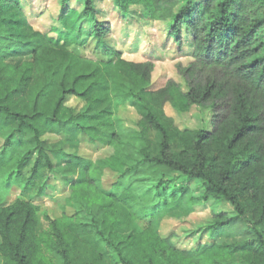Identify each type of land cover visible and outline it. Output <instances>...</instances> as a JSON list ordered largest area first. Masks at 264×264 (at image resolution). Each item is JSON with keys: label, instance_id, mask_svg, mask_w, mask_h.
<instances>
[{"label": "trees", "instance_id": "1", "mask_svg": "<svg viewBox=\"0 0 264 264\" xmlns=\"http://www.w3.org/2000/svg\"><path fill=\"white\" fill-rule=\"evenodd\" d=\"M70 1L60 0L65 29L54 39L20 37L5 16L24 14L26 1L0 0V264H264V0H109L123 17L164 22L188 49L191 61L177 65L186 90L173 79L153 89V62L127 60L107 41L96 8L105 0H74L80 10ZM73 35L94 39L101 55L86 57ZM166 103L209 107L212 129L179 127ZM125 104L135 126L117 115ZM82 142L111 151L92 160ZM105 167L115 172L107 187ZM47 194L61 211L40 222L35 199ZM208 201L232 211H214L194 248L160 234L163 217Z\"/></svg>", "mask_w": 264, "mask_h": 264}, {"label": "rangeland", "instance_id": "2", "mask_svg": "<svg viewBox=\"0 0 264 264\" xmlns=\"http://www.w3.org/2000/svg\"><path fill=\"white\" fill-rule=\"evenodd\" d=\"M26 8L24 14H18L16 12H8L6 19L16 20L18 26V32L20 37L24 38L29 32L33 30L40 31L46 34L48 37L58 39L65 29V26L59 22V6L60 0H25ZM69 5L75 9L80 10L82 4L80 1H70ZM98 13V19L107 22L109 32L107 34V41L116 49L122 51L123 58L135 61L143 62L150 60L154 64V68L151 73V86L153 89L162 87L169 79H173L178 82L182 89L186 90V82L183 76L177 71V65L187 66L191 61L190 53L186 47L183 50H178L177 45L173 42V39L167 38L165 33V23L160 21L140 22L136 16L123 17L117 9L113 8L112 2L105 0L96 4ZM126 33H128L126 36ZM71 38L77 39L82 44L81 52L86 57L96 58L101 55V52L96 48V42L94 39L85 40L80 37ZM17 45L11 46V50H15ZM9 50V51H11ZM24 51L23 58L27 57V51ZM7 51L6 55L10 56ZM23 54V53H22ZM106 58L105 55H102ZM20 57L19 59H21ZM69 105L80 106L81 101L77 98L71 97L68 101ZM164 110L167 115L174 119V122L181 128H198L205 126L212 129L210 119L212 118L213 111L203 106H190L187 111L178 112L170 103H166ZM117 115L120 116L124 123L128 126H135L139 120V116L135 109L128 105L120 106L117 110ZM46 140H55L54 134H48L44 137ZM152 149H154L158 142V136L152 134L149 138ZM111 151L106 146L96 147L87 142H82L79 147V154L89 157L92 160L103 157ZM115 172L108 167L104 168V172L101 179V184L107 187L112 182ZM182 181V179H179ZM58 186L60 184L58 183ZM61 187V186H60ZM190 193L196 197L201 196L203 193L202 185L193 181L189 184ZM18 190L13 188L6 196V204L10 203L17 196ZM56 195V193H55ZM57 195H67V191L61 194L57 192ZM61 195V196H60ZM57 196V197H58ZM56 200V199H55ZM35 202L39 206L40 222H43L42 214L47 212L51 217H57L60 215V207L58 203L54 201L50 195L36 198ZM212 201H208L204 204H200L194 207V210L187 216L182 218H174L165 216L162 218L159 226V232L162 236L173 234V241L175 246L179 249H191L194 248L198 237L203 233L206 237L207 231L204 227L211 223L213 212H228L231 213L232 208L226 202H221L217 205H213ZM68 213L71 212L70 208H66ZM144 225L143 222H138L137 225L126 229V231L136 232ZM260 231L264 235V223L259 226ZM125 231V232H126Z\"/></svg>", "mask_w": 264, "mask_h": 264}]
</instances>
